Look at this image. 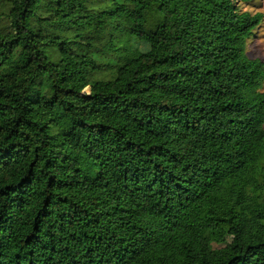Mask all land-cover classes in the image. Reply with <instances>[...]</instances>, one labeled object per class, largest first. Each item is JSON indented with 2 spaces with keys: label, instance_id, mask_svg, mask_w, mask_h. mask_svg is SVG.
Here are the masks:
<instances>
[{
  "label": "trees",
  "instance_id": "16d2710c",
  "mask_svg": "<svg viewBox=\"0 0 264 264\" xmlns=\"http://www.w3.org/2000/svg\"><path fill=\"white\" fill-rule=\"evenodd\" d=\"M0 1V264H264L251 0Z\"/></svg>",
  "mask_w": 264,
  "mask_h": 264
},
{
  "label": "rangeland",
  "instance_id": "374dc122",
  "mask_svg": "<svg viewBox=\"0 0 264 264\" xmlns=\"http://www.w3.org/2000/svg\"><path fill=\"white\" fill-rule=\"evenodd\" d=\"M238 7L242 11H248L251 14L260 12L262 14V21L258 25L253 35L248 41L247 54L250 58H260L264 61V0H251L249 2H237ZM8 12V4L5 1H0V13L3 14L2 19H0V27L7 26L9 24L6 14ZM138 48L145 49L146 46L142 42L135 43ZM49 59L54 61L58 57V50L53 47L44 48ZM101 74L98 73L94 78H101ZM262 89L264 90V82L262 84ZM88 90V87L84 89ZM223 244H214V247H222Z\"/></svg>",
  "mask_w": 264,
  "mask_h": 264
}]
</instances>
